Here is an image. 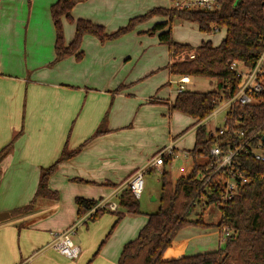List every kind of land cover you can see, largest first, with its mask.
I'll return each instance as SVG.
<instances>
[{
	"label": "crops",
	"instance_id": "crops-1",
	"mask_svg": "<svg viewBox=\"0 0 264 264\" xmlns=\"http://www.w3.org/2000/svg\"><path fill=\"white\" fill-rule=\"evenodd\" d=\"M55 1L0 0V150L22 131L2 163L0 212L33 205L31 211L0 223V264H118L124 245L138 236L147 214L155 211L127 214L115 228L116 214L105 212L91 219L93 212H88L74 236L82 248L78 259L51 246L53 234L85 217L78 215V197L117 200L127 179L167 145L174 146L170 169L177 155L188 160L196 141L192 148L186 146L190 116L171 108L181 77L171 74L170 51L160 48L166 45L159 38L154 56L136 67L134 61L127 62L131 44L122 45L125 39L103 43L90 34L82 43V60L71 56L51 65L56 34L50 7ZM171 6L159 3L153 8ZM126 7L123 0H86L76 4L72 16L112 33L139 15L127 13ZM68 22L64 18L65 40L70 43L75 25ZM207 40L218 45L211 38L202 42ZM185 78L190 80L184 84L187 89L193 79ZM218 114L189 131L196 137L198 126ZM65 146L74 153L61 160L48 179L54 195L35 197L41 168L59 160ZM183 165L182 172L187 168ZM164 167L147 172L155 168L162 173ZM220 237L218 229L188 226L179 231L166 256L214 251L222 244Z\"/></svg>",
	"mask_w": 264,
	"mask_h": 264
},
{
	"label": "trees",
	"instance_id": "trees-1",
	"mask_svg": "<svg viewBox=\"0 0 264 264\" xmlns=\"http://www.w3.org/2000/svg\"><path fill=\"white\" fill-rule=\"evenodd\" d=\"M83 1L86 0H56L51 5L50 12L56 34V57L51 65L71 56L82 60V43L88 34L96 36L104 43L133 30L136 22L148 20L153 16L166 17L168 21L154 24L147 32L152 35L158 32L160 42L168 46V67L171 74L181 78L207 77L216 81V87L209 91H180L171 104L173 110L183 112L194 119L191 127L206 120L240 90L245 76L239 75L238 70L232 69L231 65L237 63L240 68L251 70L264 52V0H227L218 11L155 7L132 18L128 25L112 33H108L101 24L85 18L75 19L72 16L73 8ZM64 18L75 25V35L70 43L65 40ZM175 19L193 22L204 33L225 28L226 36L218 45L207 40L193 48L190 44L174 39L171 24ZM191 54L194 56L191 57ZM260 128L264 131V90L249 104L234 102L228 109L224 124L218 128V131L223 129L224 133L218 134L217 137L209 136L206 123L199 125L195 146L189 154L195 157L204 156L206 161L196 162L190 174L179 177L175 182L169 180L167 169L162 171L160 206L157 211L147 214L148 220L138 236L124 245L118 264H264V161L243 153L235 159L233 167L239 169L249 181L241 185L229 200L224 199L223 195L226 183L232 177L228 173L230 168L217 172L206 184L202 177L213 170L211 164L214 159L210 150L214 144L219 143L226 147L228 143L240 139V131H244L247 138ZM21 134L22 131L15 134L11 142L0 150V175L4 159ZM261 137L262 134L254 140L251 139V143L255 144ZM73 153L67 151L65 146L59 160L41 168L35 197L54 195L48 189V179L56 171L61 160ZM172 156L165 158V165L171 162ZM116 201V210L99 207L90 218L96 219L102 213L112 212L117 215L115 228L125 215L142 213L140 200L127 187L121 191ZM76 202L79 217L90 212L99 203L98 200L83 197H78ZM211 204H217L221 212V217L216 223L206 222L203 216ZM196 205L201 206L203 212L197 220L189 219V214ZM32 209L33 205L30 203L14 209L11 214H25ZM188 226L218 229L223 245L214 251L168 258L166 254L174 245L179 231ZM226 232L229 234L226 235Z\"/></svg>",
	"mask_w": 264,
	"mask_h": 264
},
{
	"label": "built area",
	"instance_id": "built-area-1",
	"mask_svg": "<svg viewBox=\"0 0 264 264\" xmlns=\"http://www.w3.org/2000/svg\"><path fill=\"white\" fill-rule=\"evenodd\" d=\"M225 1L227 0H171V7L188 11H218L222 8ZM193 56L194 54H191V57ZM231 68L238 70L239 75H244L245 80L237 94L231 100L225 102L226 106L229 108L236 101L241 104H249L253 102L255 96L264 90V52L251 70L240 68L237 63H233ZM189 81V78L187 79L185 77L179 79L178 91L180 92L184 90V84ZM216 110L212 113L213 116H216L219 112ZM218 128L215 131H209V136L217 137L218 134L224 133L223 129L218 131ZM260 134H262L263 137L259 138L255 144H252L251 139L254 140L258 138ZM238 135L240 139H237L234 143H228L226 147H223L219 143H216L211 147L210 154L214 159V162L211 164L213 170L208 175H202L205 179L204 184H206L217 172L230 168L228 169V173L232 177L227 181L225 194L223 195V198L228 200L234 197L241 185H244L249 181L248 177H246L239 169L233 167L235 159L243 153L254 157L256 160L264 161V131L260 128L247 138H245L244 131H240ZM173 153V144L167 145L150 159L146 167L136 170L127 179L126 187L131 190L137 199L141 197L144 191V177L147 170L152 167L163 166L165 164V158L172 156ZM262 177L264 178V174ZM203 204L205 205V203ZM99 207L116 210L118 204L116 200L100 201L97 205V208ZM91 212L94 213V209H92L90 213ZM87 216L88 215H85V217H82L67 229L54 233L51 246L59 250L69 259H78L81 255L82 248L75 242L74 236L76 235L78 228L87 220ZM228 234L229 232H226V235Z\"/></svg>",
	"mask_w": 264,
	"mask_h": 264
},
{
	"label": "rangeland",
	"instance_id": "rangeland-1",
	"mask_svg": "<svg viewBox=\"0 0 264 264\" xmlns=\"http://www.w3.org/2000/svg\"><path fill=\"white\" fill-rule=\"evenodd\" d=\"M123 1L127 5V7L125 8V10H127V13L130 14L133 12H138L136 13V14H139L138 16L143 15L146 12L150 11L154 6H156L159 3L168 4V5L171 4L170 2H167V0H123ZM133 8H135L138 11L134 10ZM155 17L157 16H153L152 18L142 21V22L141 21L136 22L133 30L121 36V39H125L122 45L127 46L131 44L128 50L130 51L128 55L130 56V58L127 60V62L129 63V62L134 61L135 67L137 66V64L142 65L146 60L154 56V53L152 52V50L154 49L153 47L154 42H155V47L159 45L158 44V41H159L158 33L152 35L149 32H147L148 30L147 31L137 30L136 26L143 25L144 26L143 28L151 29V26L154 24V22L158 21L157 23H161L160 20L163 21V18H166V17L160 16L157 18L158 19L157 20L155 19ZM154 20H157V21H154ZM166 20L168 21L167 18ZM129 22L130 20L128 19L125 24L128 25ZM68 23H70L68 25H74L71 22H68ZM171 26H172V32H173L174 39L180 42L182 41L189 42V44L193 48H196L199 44H201L202 39L206 40L207 38H211L215 42V44H219L221 42V39L225 37L226 35L225 28H220L218 31H214L212 33H204L198 29L197 24L193 22L185 23L184 21L182 22V20L173 21ZM169 27L170 25L168 24L167 28ZM134 45H136V47L133 49ZM159 46L162 49L163 47H166V49L169 50L168 46H163L162 44H160ZM166 53H167L166 54V61H167L168 52ZM160 57H161V53L158 52V58ZM192 79H193L192 83L188 85L187 89L205 92V91L212 90L216 87V81L214 79L207 78V77H193ZM178 86L179 85L176 84V87ZM228 109L229 108L228 106H226V103H223L220 107L217 108L216 111H219L218 116L216 118L213 117L209 123H206L208 132L215 131L218 127H221L224 124ZM193 122H194L193 118L188 117V128L191 127ZM186 140H187L186 146L188 148H192L194 146L195 136L193 132L189 131V129H188ZM178 153L180 154V151H178ZM177 159L178 160L176 164L173 165L172 169H170V165H172L173 163V158L171 162L169 164H166L164 167L168 171L169 170L171 171L170 173L171 176L169 175V180L172 182H175L179 177L183 175L185 176V175L190 174L196 162L204 163L206 161V158L204 156L195 157L190 154H189L188 160H185L182 155H177ZM185 161H187V164L184 167L183 164L186 163ZM181 165H183V169L187 167L183 172L180 167ZM161 175H162L161 171L155 168L145 174V177H144L145 187H144V191L141 197L139 198L140 208L142 210L144 211H148V210L157 211L158 210L160 206V196L162 192ZM202 212H203V208L199 205H196L194 210L189 214L188 218L192 220H197L199 218V215ZM203 214H204L203 216H204L205 221L211 222V223L218 222L221 217L220 209L215 204L209 205ZM190 230L192 229L188 228V231ZM222 245H223V241H222L221 246ZM221 246H218L217 248H220ZM212 248L213 247H209V249L207 250H212ZM217 248L213 250H217ZM195 252L197 253L199 251H195ZM189 254H193V253L189 252ZM235 264H238V263H235Z\"/></svg>",
	"mask_w": 264,
	"mask_h": 264
},
{
	"label": "water",
	"instance_id": "water-1",
	"mask_svg": "<svg viewBox=\"0 0 264 264\" xmlns=\"http://www.w3.org/2000/svg\"><path fill=\"white\" fill-rule=\"evenodd\" d=\"M12 217L11 212L9 211H1L0 212V223L9 220Z\"/></svg>",
	"mask_w": 264,
	"mask_h": 264
}]
</instances>
